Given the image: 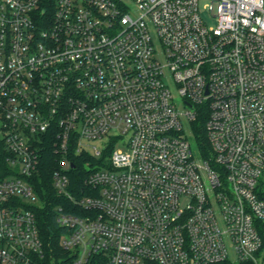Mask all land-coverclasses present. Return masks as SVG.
Returning <instances> with one entry per match:
<instances>
[{"label": "built area", "instance_id": "1", "mask_svg": "<svg viewBox=\"0 0 264 264\" xmlns=\"http://www.w3.org/2000/svg\"><path fill=\"white\" fill-rule=\"evenodd\" d=\"M47 155L67 264H262L264 0H0V264H49Z\"/></svg>", "mask_w": 264, "mask_h": 264}, {"label": "trees", "instance_id": "2", "mask_svg": "<svg viewBox=\"0 0 264 264\" xmlns=\"http://www.w3.org/2000/svg\"><path fill=\"white\" fill-rule=\"evenodd\" d=\"M56 0H42V7L47 11L53 9ZM207 115L202 114L198 119L191 124V135L195 145L202 157L209 159L211 157V147L207 137L205 124ZM75 164L77 169L72 173L73 187L82 186L85 180L84 163L82 157L76 156ZM54 163L52 155L45 157L39 175L33 181L38 184L37 195L39 204L32 207L37 220V225L40 237L44 244L45 251L48 255L49 264H67L70 261L69 252L63 249L60 245V238L65 233L57 222V207L59 205L68 206L70 201L63 196H58L52 185V172ZM41 186H40V185ZM76 197L80 198L84 194L75 193ZM260 235L263 241L262 250L264 252V222L260 225ZM62 259V261H61ZM89 264H108V260L102 255H98ZM217 264H234L231 261H224ZM240 264H255L252 261L241 262ZM264 264V262L262 263Z\"/></svg>", "mask_w": 264, "mask_h": 264}, {"label": "rangeland", "instance_id": "3", "mask_svg": "<svg viewBox=\"0 0 264 264\" xmlns=\"http://www.w3.org/2000/svg\"><path fill=\"white\" fill-rule=\"evenodd\" d=\"M203 4H204V3H203ZM172 90H173V92L176 94V89H175V88H172ZM181 108L183 109V105L181 106V104H180V109H181ZM185 109H186V108H185ZM184 125H185L186 130L189 131V130H190V125H189V123H188L187 121H185V122H184ZM189 140H190L191 147H192V150H193V152H194L196 158H197L198 160H200V159H201V156L198 155V153H197L196 145H195V142H194L193 139H192V136H190V139H189ZM258 258H259L260 263H262V261H263V259H264V252L260 253ZM230 260H231L234 264H240V262H239V261L237 260V258L235 257L234 252H231V253H230Z\"/></svg>", "mask_w": 264, "mask_h": 264}]
</instances>
